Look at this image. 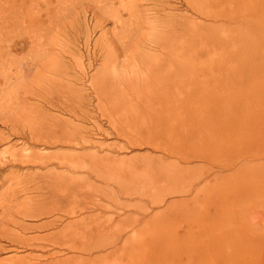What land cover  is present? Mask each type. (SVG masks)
I'll list each match as a JSON object with an SVG mask.
<instances>
[{
    "label": "bare ground",
    "instance_id": "1",
    "mask_svg": "<svg viewBox=\"0 0 264 264\" xmlns=\"http://www.w3.org/2000/svg\"><path fill=\"white\" fill-rule=\"evenodd\" d=\"M12 1L14 16L19 4ZM19 1L20 11L35 2L39 8L34 13L35 29L22 24L19 35L20 31L5 30L10 0H0V27L4 28L0 115L9 112L13 120H22L23 126H12L11 132L24 137L27 145L19 150L10 147L8 159L0 150V169L17 165L34 169L18 179L9 173L3 177L6 183H0L3 187L16 180L13 188L8 184V190L0 193V255H6L0 257V264H144L127 260L135 247L128 241L130 223L104 217L81 225V210L89 215V209L98 210L99 216L106 206L102 210L93 194L88 195L89 205L76 204L75 197L86 194L92 180L109 189L105 171L110 164L124 168V176L130 168L138 169L141 176L157 181L155 188H159L160 174L169 181L189 174L202 161L207 170L185 180L175 194L193 204L165 212L171 225L163 232L170 235L168 243L144 247L143 239L139 242L143 253V248L154 253L147 264H264V0H208L205 12L194 8L192 0H184L192 13L150 22L153 32L147 37L138 31L139 20L148 13L140 10L136 0ZM87 5L102 32L94 42L96 48H88L87 67L99 61L91 74L65 32ZM105 21L111 23L110 29ZM39 28L44 32H37ZM84 44H91L88 35ZM166 68V74L177 68L178 76H188L173 97L177 111L173 116L159 112L160 96L171 93L164 79L148 84L154 74L164 75ZM26 93L41 102L28 103ZM88 95L89 101L105 99L113 109L131 110L124 130L115 125L108 108L97 104L118 139L107 150L70 117H47L50 109L69 113L88 105ZM81 111L89 112L88 108ZM166 130L173 131V140H160ZM88 147L95 149L84 151ZM131 149L146 153L137 156L141 159L136 163L134 156L119 157L121 151ZM233 150L240 152L236 161L231 159ZM155 151L160 159L146 160ZM204 180L205 189L194 190ZM15 187L36 197L19 200ZM170 195L174 191L159 194L155 206L166 210ZM47 201L54 203L48 220ZM64 221L59 231H48ZM32 231L37 234L28 237ZM25 250L29 251L20 254Z\"/></svg>",
    "mask_w": 264,
    "mask_h": 264
},
{
    "label": "rangeland",
    "instance_id": "2",
    "mask_svg": "<svg viewBox=\"0 0 264 264\" xmlns=\"http://www.w3.org/2000/svg\"><path fill=\"white\" fill-rule=\"evenodd\" d=\"M30 1V0H29ZM83 1V0H82ZM126 2L130 0H125ZM139 3L140 10L147 14L143 15V17L139 20L140 28L138 32L143 33L145 37L149 36V34L152 31V27L150 22H156V21H162L165 16L171 15H182L185 12H187L189 15L192 13L191 10L188 9L187 11V5L191 6L189 3H186L184 0H136ZM208 0H192V6L195 8H200L202 11L205 12V4ZM13 1L10 0V3L6 7V14H7V27L5 30H15V32H19V35L22 34L23 25H31V29H35V17L34 13H36L38 2H35V4L29 6L26 10H21V4L20 1L17 0V3L19 5L17 11L15 12V15L11 14V7H13L12 4ZM85 4V3H84ZM129 4V3H128ZM118 5V4H117ZM90 5L84 9L83 14L80 13V18L77 16L78 20H73L72 24H69V27L66 29V33L71 37L72 45L75 53L77 52L81 56V60L83 64L86 67V70L88 73H93L95 69L98 67V60H94V64L92 67H87L88 63V48L90 50H93L94 42L100 37L101 30L96 28L94 25V19L93 15L91 13V10H89ZM146 10V11H145ZM148 10V11H147ZM88 11V12H86ZM141 12V13H142ZM2 13V11H1ZM1 13H0V25H1ZM125 17H127V14H123ZM86 16V17H85ZM85 17V18H84ZM88 18V20H87ZM91 20H90V19ZM86 19V20H85ZM127 22H129L131 19L127 18ZM72 20H70L71 22ZM13 22V23H12ZM75 22V23H74ZM88 22V23H87ZM90 22V23H89ZM85 23V24H84ZM78 25V26H77ZM105 28L110 29L111 23L110 22H104ZM76 26V27H75ZM81 27V28H80ZM87 28V30H86ZM4 28L0 27V33ZM94 30V31H93ZM37 32H44L42 28H39ZM111 32V31H110ZM12 33V32H11ZM30 34V32L28 33ZM86 34V35H85ZM88 35L89 44L88 47L85 46V36ZM62 36V35H61ZM14 40H17V37L14 38ZM28 47L26 46L25 50ZM98 50V49H97ZM117 52L120 51V47L117 44ZM21 55V54H19ZM31 56V55H30ZM32 57V56H31ZM31 57H28L25 59V61L29 60ZM33 58V57H32ZM72 66L76 67L72 62H70ZM77 69V68H76ZM168 71V68L164 70V75L161 74H154L152 78H149L148 84L154 82L155 84H159V80H163L168 88V90L171 92L170 95H162L160 96L161 99V105H159V112L160 111H166L170 113L172 116L174 113H177L176 110L173 109V106L176 105V102L174 100V96L177 94V88L181 85L183 80H187L188 76H178L177 74V68H171V71L166 74ZM161 75V76H159ZM188 75V74H187ZM182 80V81H181ZM240 85V84H238ZM246 86V84H243ZM125 91L129 90V85H124ZM89 90V89H88ZM86 90V93L87 91ZM26 101L28 103H40L41 101L37 100V98L33 97L29 93H26ZM83 95H85V91H83ZM87 104H83L82 108L76 109L73 112L69 113H75L73 115H69L67 111L60 112L58 110H52L50 109L47 113V117H54L56 119L61 118H68L74 120L76 124L83 127V129L87 132V134L90 136L92 141L96 145H101L103 150H107L111 146H115V142H117V138L115 137L114 131L112 130V127L108 125V122L106 121L107 116L102 115L101 112L97 109V104L102 107L103 109H107L106 112L110 114V117L113 118V121L116 126L122 127L124 130H127L128 126L126 125V120L132 116L130 112V109H123V108H116L113 109L111 107V103L106 101L105 99L102 100L100 103H96L95 99L92 101L90 100V96L87 97ZM89 112H82V109H87ZM128 113V114H127ZM49 118L47 120H49ZM24 123H22V120L15 121L13 120V117L11 113H7L4 115H0V150H4L2 156L5 159H8L10 154V147L13 150H19L23 145H27L26 139L22 136H17L11 132L12 126L14 127H22ZM136 124H133L132 127L134 128ZM113 131V132H112ZM165 135L160 137L161 139H167V140H173L175 137L173 136V131L166 130ZM3 135V136H2ZM2 136V137H1ZM29 147H32V145H29ZM36 150H39V146H35ZM94 147H88L86 150L84 149H77V151L81 152L82 150L88 152L93 151ZM47 150V148H46ZM54 150V149H53ZM60 151V150H55ZM68 151V150H67ZM43 152V151H41ZM236 150H233V155L231 156V159L236 161L237 156H240V152ZM146 153L145 150H139V149H131L125 151H121L119 157H130L134 156V162H139L141 158L137 157L142 154ZM159 152H151L150 157L146 160L157 162L159 158ZM235 158V159H233ZM170 159H163V162H168ZM216 167V166H215ZM34 168L30 166H6L3 169H0V183L5 178L4 176L11 174L13 172V175L16 177L14 179H18V177L21 175V173L32 171ZM205 169L207 170V166L205 165V161L198 162V166L194 167L189 174L187 173H181L180 177H174L167 181L161 174L159 176V188H155V185H157V181H151L143 176H141V171L132 170L131 168L125 172L124 168H118L117 163L110 164V166L105 171V181L109 182L111 184V187L109 189H102V183L98 180H92L88 185V191L86 189V194L78 195L75 197L76 204L82 203H90V199L88 198V195L94 196L97 204L102 207V210L104 208V205L106 206V210L104 213L101 212L99 216L98 210H81L83 211V222H80L79 224L88 226L89 223L93 222L95 219H104V217L109 218L111 222H115L116 220L123 219L124 225H130L127 228V235H128V241L130 244H134V250L131 252V255H126L128 261L137 262L141 261V263L147 264L148 259L154 255L150 250L144 249L142 252V248L140 247L139 242L143 239L142 245L144 247H149L153 242L156 243H168V238L170 235L163 234L171 227V225L166 222V213H171L176 209H183L186 206H191L193 204V201H183L179 199L181 196L175 195L177 193V190L182 189V183L184 185L185 180H188L189 178H192L195 176V174H199L201 172H204ZM35 171V170H34ZM61 171V170H59ZM16 172V173H15ZM43 172V171H41ZM15 173V174H14ZM20 173V174H19ZM208 173V172H205ZM4 177V178H3ZM162 178V179H161ZM142 181L147 182L144 183ZM3 183H6L5 180L2 181ZM14 183L16 180L13 181ZM13 182H8L7 184H2L3 187H0V193L5 191V189L8 190V184L11 185L13 188L15 185ZM150 184H153V187L150 186ZM6 187V188H5ZM205 180L202 182H199L194 190H200L205 189ZM12 190V189H10ZM126 191L127 193L118 195L120 192ZM171 191H174V195L167 196L168 200H171L169 203V206L166 210H162V208H159L155 206V200L157 199L158 195L161 194V197L164 195H169ZM15 194L18 196L19 200L23 199V196H32L36 197L35 193H24L20 191V188L15 187L14 188ZM117 196V197H116ZM80 199V200H79ZM89 199V200H88ZM123 205L124 209L120 206ZM97 206V205H96ZM54 203L52 201H47L45 204V210H47L48 216L46 219H50L51 215L54 213ZM64 209V208H63ZM166 212V213H165ZM82 216V215H81ZM81 217H79V220ZM29 223H37L38 220H31L27 221ZM135 221V222H133ZM65 221L58 225L56 228H50L48 231L50 232H56L59 231L58 229L62 228ZM53 229V230H51ZM57 229V230H56ZM139 229L138 232L136 230ZM47 231V232H48ZM34 234H37L36 232L32 231L30 233H27V236L33 237ZM165 236V237H164ZM104 237V236H103ZM101 237V239L103 238ZM52 239V238H51ZM160 243V245L162 244ZM139 244V245H138ZM29 250H25L24 253L20 252V254H25ZM50 253V252H49ZM6 256L4 253L3 255H0V257ZM141 259V260H140ZM124 262V259L122 260Z\"/></svg>",
    "mask_w": 264,
    "mask_h": 264
}]
</instances>
